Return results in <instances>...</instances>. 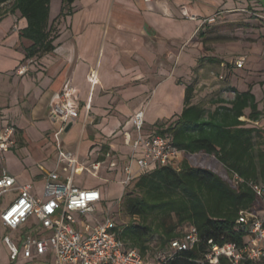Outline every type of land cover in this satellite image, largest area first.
<instances>
[{
	"label": "crops",
	"instance_id": "1",
	"mask_svg": "<svg viewBox=\"0 0 264 264\" xmlns=\"http://www.w3.org/2000/svg\"><path fill=\"white\" fill-rule=\"evenodd\" d=\"M61 10L66 11L62 0H51L49 24L58 29L54 49L31 58L25 49L32 42L21 37L26 19L18 11L0 18V126L13 125L17 141L4 155L5 166L35 196H42L46 174L55 165L51 136L59 124L51 119L50 107L67 80L79 112L61 134L62 146L77 155L81 175L102 182L121 173L129 154L123 132L133 133V114L144 110V133L157 134L159 126L167 127L180 114L186 84L194 86L192 104L205 107V97H213L214 109L215 100L230 101L236 92L250 90L264 109V0H75L71 13ZM169 57L176 66L171 75ZM240 58L244 63L237 68ZM29 61L27 72L16 74ZM188 72L191 82H175ZM248 112L240 120L246 121ZM74 126L73 133L87 140L84 150L65 142L74 137ZM96 163L99 170L93 174L90 167ZM133 170L138 171L136 165ZM76 173L73 183L99 189L102 204L99 185L80 186ZM61 176L64 180L67 173Z\"/></svg>",
	"mask_w": 264,
	"mask_h": 264
},
{
	"label": "trees",
	"instance_id": "2",
	"mask_svg": "<svg viewBox=\"0 0 264 264\" xmlns=\"http://www.w3.org/2000/svg\"><path fill=\"white\" fill-rule=\"evenodd\" d=\"M8 1L10 11H18L27 22L21 29V37L32 42L26 57L52 51L58 29L49 24L51 0H0V4ZM74 1L62 0L66 11L61 14L71 13ZM193 92V84H186L180 114L157 129L184 152L182 158L176 166L155 165L140 173L121 201L129 221L118 224L120 237L143 257L155 256L149 253L151 242L159 252L167 251L169 242L181 236L183 225L197 228L201 243L163 264H209L201 262L208 240L239 243L235 221L240 211L254 208L257 199L245 182L235 186L232 174L264 182V127L252 123L261 120L264 109L258 108L251 91L236 92L230 101L217 99L214 109L192 104ZM245 109H249L247 120H240ZM220 262L227 264L224 259Z\"/></svg>",
	"mask_w": 264,
	"mask_h": 264
},
{
	"label": "built area",
	"instance_id": "3",
	"mask_svg": "<svg viewBox=\"0 0 264 264\" xmlns=\"http://www.w3.org/2000/svg\"><path fill=\"white\" fill-rule=\"evenodd\" d=\"M208 22L213 23L214 17ZM31 62L19 66L16 74H25ZM243 63L244 59L240 58L235 65L240 68ZM88 79L91 84L96 82L95 69L90 71ZM78 112L75 90L67 80L50 107V117L59 126L51 136L56 159L54 168L46 174L42 196H35L29 185L17 182L7 170L4 155L17 146L16 129L11 124L0 126V225L19 232L16 241L8 235L2 237L11 261L16 262L20 257L24 264H163L175 253L198 246L202 239L197 228L185 224L181 236L169 242L167 251L158 252L153 258L143 257L120 237L119 225L109 210L97 217L101 192L73 183L76 169L80 167L77 155L65 150L60 139L66 125L74 121ZM261 120L264 122V116ZM263 122L252 123L260 126ZM132 125L133 133L123 132V144L129 148V154L121 163L123 192L118 201L140 173L155 165L176 166L184 154L169 137L144 133V110L133 114ZM134 165L137 172L133 170ZM99 166L100 163L91 165L93 174ZM110 166L117 164L112 162ZM61 172L67 173L64 180ZM241 182L247 184L257 199L255 207L240 211L235 221L234 230L241 241L217 244L208 240L201 262L221 264L220 259H224L227 264H264V182L244 181L233 173L232 183L236 186ZM8 193L13 194V198L5 201ZM88 216L93 224L87 222ZM27 224L31 227L22 231Z\"/></svg>",
	"mask_w": 264,
	"mask_h": 264
},
{
	"label": "rangeland",
	"instance_id": "4",
	"mask_svg": "<svg viewBox=\"0 0 264 264\" xmlns=\"http://www.w3.org/2000/svg\"><path fill=\"white\" fill-rule=\"evenodd\" d=\"M10 2L8 1L6 3L0 4V18L4 16V14L6 13H12L10 11ZM214 17V16H212ZM169 61V66H168V73L169 75H171L175 70H176V66L174 61H172L173 59H171L169 57L168 59ZM25 64L22 63L21 65ZM192 72V70H191ZM191 72H188L186 75H182V77H176L177 79H175V82H179V83H188L191 82L193 79V75H191ZM216 80L217 82L221 83L223 80L219 79V73L215 74ZM185 91V88H184ZM200 96H202V94L204 93L202 90V88L199 90ZM202 98V97H200ZM213 97H205V108L207 109H211L213 108V103L209 101V99H211ZM171 119H168V122ZM75 130V126L72 128V130L70 131L72 136H74L72 139L70 138L69 140H65V142H67V144L69 145V147L71 148H75L78 144H80V146H82V150H84V147L87 143V140L84 139L82 140V137L79 133H73ZM62 136V135H61ZM195 156H201V154H196ZM182 158V156L180 157ZM208 159L210 160H214L213 157H208ZM221 167V166H220ZM77 171V181L76 183L81 185H86V187H91V186H95V185H99L102 193H103V203L97 206V211H96V215L98 218H100L102 216L103 213H107V211L109 210L111 215L114 217L115 221L117 222V224L119 225H124L129 221L128 216L124 213L123 210V205H122V200L118 201L122 195L123 192V185L121 184V173L118 171V178L117 179H109L107 181H100L97 177H92V176H87L86 174L81 175L79 168L76 169ZM80 175V176H79ZM105 177H109V178H113V176H105ZM102 180V179H101ZM13 198V194L8 193L4 196L5 201H9ZM87 222L90 224H93V220L91 217H87ZM4 235H8L11 237V239L13 241L17 240V234L14 231H11L7 228H4L0 225V264H24V260H22L20 257L16 262L11 261L10 259V251L8 249V247L5 245V243L2 241V237ZM151 251L149 252L150 255H158V249H156L155 243L151 242ZM149 255V256H150ZM148 258H152V257H148Z\"/></svg>",
	"mask_w": 264,
	"mask_h": 264
},
{
	"label": "water",
	"instance_id": "5",
	"mask_svg": "<svg viewBox=\"0 0 264 264\" xmlns=\"http://www.w3.org/2000/svg\"><path fill=\"white\" fill-rule=\"evenodd\" d=\"M70 127V124H68L67 129Z\"/></svg>",
	"mask_w": 264,
	"mask_h": 264
}]
</instances>
